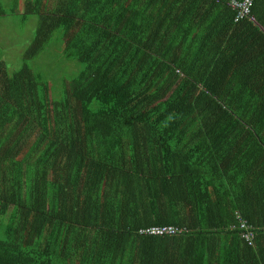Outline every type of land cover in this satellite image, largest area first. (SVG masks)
Here are the masks:
<instances>
[{
    "label": "trees",
    "instance_id": "16d2710c",
    "mask_svg": "<svg viewBox=\"0 0 264 264\" xmlns=\"http://www.w3.org/2000/svg\"><path fill=\"white\" fill-rule=\"evenodd\" d=\"M239 1L23 0L0 264H264V0Z\"/></svg>",
    "mask_w": 264,
    "mask_h": 264
},
{
    "label": "rangeland",
    "instance_id": "374dc122",
    "mask_svg": "<svg viewBox=\"0 0 264 264\" xmlns=\"http://www.w3.org/2000/svg\"><path fill=\"white\" fill-rule=\"evenodd\" d=\"M18 3L17 13L9 14L11 0H0L1 7L4 10L8 8V11L5 12L6 14L0 17V49L3 60L8 66H12L13 68L16 67L21 52L32 37L36 23L35 16L29 15L25 21L20 19L23 0H18ZM40 57H42L40 62L44 65L48 60V55L42 54ZM73 71L74 69L70 67H67L66 70L60 69L58 70L57 77L61 73L70 75ZM57 79L54 80L55 83H57ZM156 232V230H152L151 233Z\"/></svg>",
    "mask_w": 264,
    "mask_h": 264
},
{
    "label": "built area",
    "instance_id": "2783aa9c",
    "mask_svg": "<svg viewBox=\"0 0 264 264\" xmlns=\"http://www.w3.org/2000/svg\"><path fill=\"white\" fill-rule=\"evenodd\" d=\"M253 0H241L239 2H233L231 5L233 8H236L238 10V13L236 15V19L242 18L244 15L248 14L249 6L251 5ZM253 20V18H251Z\"/></svg>",
    "mask_w": 264,
    "mask_h": 264
}]
</instances>
